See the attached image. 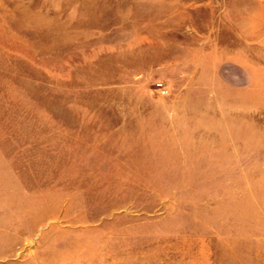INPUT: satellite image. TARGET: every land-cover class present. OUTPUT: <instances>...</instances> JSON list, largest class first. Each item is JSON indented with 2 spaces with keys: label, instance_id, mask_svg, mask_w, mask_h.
Segmentation results:
<instances>
[{
  "label": "rangeland",
  "instance_id": "374dc122",
  "mask_svg": "<svg viewBox=\"0 0 264 264\" xmlns=\"http://www.w3.org/2000/svg\"><path fill=\"white\" fill-rule=\"evenodd\" d=\"M0 264H264V0H0Z\"/></svg>",
  "mask_w": 264,
  "mask_h": 264
}]
</instances>
